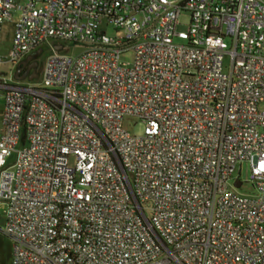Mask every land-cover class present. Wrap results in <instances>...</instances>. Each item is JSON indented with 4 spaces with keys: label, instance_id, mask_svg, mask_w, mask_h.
Returning <instances> with one entry per match:
<instances>
[{
    "label": "built area",
    "instance_id": "obj_1",
    "mask_svg": "<svg viewBox=\"0 0 264 264\" xmlns=\"http://www.w3.org/2000/svg\"><path fill=\"white\" fill-rule=\"evenodd\" d=\"M15 9L8 60L54 53L0 77L11 264H264V0H0V39Z\"/></svg>",
    "mask_w": 264,
    "mask_h": 264
},
{
    "label": "rangeland",
    "instance_id": "obj_2",
    "mask_svg": "<svg viewBox=\"0 0 264 264\" xmlns=\"http://www.w3.org/2000/svg\"><path fill=\"white\" fill-rule=\"evenodd\" d=\"M21 16V10L15 9L13 11L12 18L8 19L3 23L1 30V39H0V56L2 57V61L0 62V77L9 80L10 82H19L20 84H39L43 79V71L44 67L50 58V56L54 53L51 42L44 44L42 46L43 52L38 56V61L40 63L39 68V77L37 78H29L26 77L22 80H18L14 76L15 66L12 61L8 60L12 49V41L14 36L15 24L14 20H17ZM188 19V12H184L181 17V24L178 26L179 30L187 29V25L185 24ZM178 41V39H176ZM69 45L66 43V49ZM71 53L77 54L83 48L80 45L71 44ZM60 53H66V51H60ZM134 58V52L129 51L127 53L122 54L121 60L124 63H132ZM226 65L229 64V58L226 57L225 60ZM5 101L2 94H0V135L3 128V113H4ZM124 128L127 129L133 135H140L144 129V123L139 119H135L133 117H127L124 120ZM15 153L12 157L9 158V162H12L15 158ZM251 176V166L249 162H243L238 164L237 169L235 171L234 177H239L241 181H243V185L238 188V191L244 194H248L253 196L257 193V190L250 182ZM147 207H151V202H147L145 204ZM148 216H150V210L147 211ZM0 264H11L12 262V250H13V241L9 238L4 232V212H3V204L0 201Z\"/></svg>",
    "mask_w": 264,
    "mask_h": 264
},
{
    "label": "flooded vegetation",
    "instance_id": "obj_3",
    "mask_svg": "<svg viewBox=\"0 0 264 264\" xmlns=\"http://www.w3.org/2000/svg\"><path fill=\"white\" fill-rule=\"evenodd\" d=\"M42 52L43 48L40 47L22 56L17 61L12 62L15 66L14 76L20 77L27 74L28 76H35L34 78L39 77L38 71L40 68V63L38 61V56H40Z\"/></svg>",
    "mask_w": 264,
    "mask_h": 264
},
{
    "label": "water",
    "instance_id": "obj_4",
    "mask_svg": "<svg viewBox=\"0 0 264 264\" xmlns=\"http://www.w3.org/2000/svg\"><path fill=\"white\" fill-rule=\"evenodd\" d=\"M54 47H55L58 51H61V50L63 49V45H62V44H55ZM26 77H29V78L33 79L35 76H33V75L28 76L27 74H25V75L20 76V77H17V76H16L15 78L18 79V80H22V79H24V78H26ZM235 186H236V187H240V186H241V180H236V182H235Z\"/></svg>",
    "mask_w": 264,
    "mask_h": 264
},
{
    "label": "trees",
    "instance_id": "obj_5",
    "mask_svg": "<svg viewBox=\"0 0 264 264\" xmlns=\"http://www.w3.org/2000/svg\"><path fill=\"white\" fill-rule=\"evenodd\" d=\"M1 215V214H0Z\"/></svg>",
    "mask_w": 264,
    "mask_h": 264
}]
</instances>
